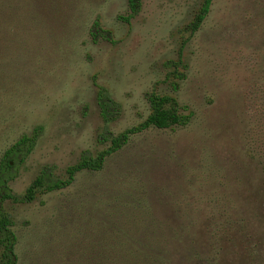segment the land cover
<instances>
[{
    "label": "rangeland",
    "instance_id": "374dc122",
    "mask_svg": "<svg viewBox=\"0 0 264 264\" xmlns=\"http://www.w3.org/2000/svg\"><path fill=\"white\" fill-rule=\"evenodd\" d=\"M68 1L56 16L45 14L53 32L40 27L34 36L24 17L21 39L0 46V158L40 128L14 191L24 194L44 167L65 177L85 152L106 149L110 134L144 122L151 92L172 95L188 124L133 135L94 176L146 190L169 240L153 243L157 264H263L264 0H214L193 35L188 25L201 0H144L129 22L121 18L127 0ZM100 88L116 103L107 119ZM92 179L81 173L72 188L6 203L19 264H43L46 225L66 224L62 209ZM59 246L51 242L47 253Z\"/></svg>",
    "mask_w": 264,
    "mask_h": 264
},
{
    "label": "trees",
    "instance_id": "16d2710c",
    "mask_svg": "<svg viewBox=\"0 0 264 264\" xmlns=\"http://www.w3.org/2000/svg\"><path fill=\"white\" fill-rule=\"evenodd\" d=\"M68 0H0V46L7 44L9 37L21 39L19 30L24 28L37 34L40 27L53 32L45 14L57 15L64 10ZM144 0H127L129 15L121 17L129 22L137 16ZM214 0H201L200 7L188 28L195 34L208 17ZM22 3V6H21ZM68 4L70 5L69 1ZM24 10L22 17L18 13ZM17 21V22H16ZM101 31L100 22H93L91 30L94 40ZM109 37L108 31L103 32ZM29 38L24 39L27 43ZM36 39V37H35ZM33 41V40H32ZM31 44V43H30ZM174 74H178L174 72ZM99 104L103 116L110 118L116 103L104 88H100ZM151 113L139 125L126 129L118 135L110 134L109 146L97 155L85 152L80 160L66 169L65 177H58L51 167H44L39 175L27 187L24 194L14 191L11 183L19 176L21 167L33 152L38 140L40 128L31 134H22L7 147L0 158V264H19L17 253L19 236L15 230L16 222L6 207L7 202L31 203L40 194L64 191L77 184L78 175L93 176L92 181L78 187L69 203L62 209L65 214L61 226L46 225L48 231L40 249L44 252L43 264H157L161 257L156 256L153 243L169 241L164 223H160L153 208L149 206L146 190L142 187L131 190L124 179L125 188L115 177L94 176L104 171L107 159L123 149L135 134L151 127L168 129L187 125L189 116L184 114L175 96L151 92L148 95ZM121 189V195L118 193ZM142 189V190H141ZM124 191V192H123ZM137 193L133 196V193ZM126 194L125 196L122 194ZM119 213H124L122 221ZM59 229V232H56ZM65 231L64 235L63 232ZM161 232V233H160ZM60 234V235H59ZM53 235V236H51ZM162 237V238H160ZM60 242L62 246L52 248L51 242ZM35 263V260L32 259ZM42 264V263H41ZM264 264V263H263Z\"/></svg>",
    "mask_w": 264,
    "mask_h": 264
}]
</instances>
